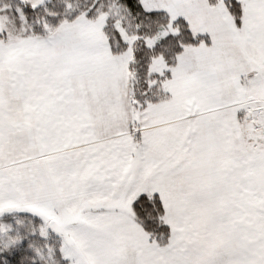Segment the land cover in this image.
<instances>
[{"label":"snow or ice","instance_id":"obj_1","mask_svg":"<svg viewBox=\"0 0 264 264\" xmlns=\"http://www.w3.org/2000/svg\"><path fill=\"white\" fill-rule=\"evenodd\" d=\"M0 264H264V0H0Z\"/></svg>","mask_w":264,"mask_h":264}]
</instances>
